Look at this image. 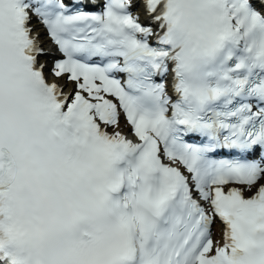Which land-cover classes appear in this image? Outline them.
<instances>
[{
  "label": "snow or ice",
  "instance_id": "1",
  "mask_svg": "<svg viewBox=\"0 0 264 264\" xmlns=\"http://www.w3.org/2000/svg\"><path fill=\"white\" fill-rule=\"evenodd\" d=\"M0 264H264V0H0Z\"/></svg>",
  "mask_w": 264,
  "mask_h": 264
}]
</instances>
